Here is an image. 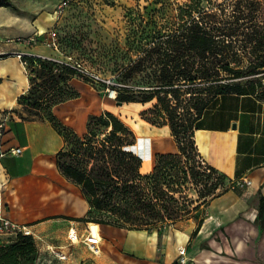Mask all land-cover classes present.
I'll return each instance as SVG.
<instances>
[{"label": "trees", "instance_id": "1", "mask_svg": "<svg viewBox=\"0 0 264 264\" xmlns=\"http://www.w3.org/2000/svg\"><path fill=\"white\" fill-rule=\"evenodd\" d=\"M0 7L17 10L12 0H0ZM226 30L218 23H215L212 30H207L201 21H195L170 35L164 43L168 45L166 49L155 45L147 50L143 58L128 71L129 76L141 72L145 60L153 59L155 55L163 64L157 70L155 82L141 91L134 90L123 81L115 80V85L108 87L104 83H94L87 79L101 86L104 91L108 88L114 90L116 102L148 106L141 112V117L150 124L170 127L179 153L159 154L154 170L149 174L141 172L142 159L130 150L137 143L135 133L114 114L106 112L100 116H91L84 136H78L54 115L55 106L79 96L70 83L74 76H79L75 70L66 68L59 71L57 62L51 59L23 57L28 62L27 69L32 67L33 75L28 91L18 98V104L23 108L17 111L19 118L34 122L43 118L47 111L51 125L64 139L63 148L68 144L66 136L71 135L77 140L85 158L94 162L90 168L78 163H66L63 161V148L56 155L60 174L81 190L90 207L86 217L74 220L127 230L152 231L159 228L160 231L162 227H170L189 217L192 212L198 213L210 199L230 190L226 188L216 194L220 184L228 179L206 161L202 165L200 159L203 158L197 150L194 130L197 121L218 95L256 94L264 100V93L260 94L258 90V86H261L264 92V78L246 84L241 82L250 77L264 76V38L256 42L259 45L253 52L255 61L242 66L232 63L238 51L223 40L231 36ZM61 83L66 84L68 89H62L61 93L53 96L46 95ZM188 94L192 96L184 100ZM169 97L178 103L173 106ZM181 102L185 104L184 113L178 109ZM96 126L104 130L102 139H98ZM169 167L176 168V173ZM180 174L190 176L194 184L205 188L199 191L196 204L193 199H189L193 205L191 209L180 200L179 195L183 191L176 189V185L170 182L172 177ZM213 174L219 175V178L209 186ZM263 206L264 198L261 197V209ZM93 210L105 214L106 219H92L90 214ZM201 215L194 216L198 223L192 237L197 235L204 222V216ZM12 237L10 242L0 243V264H38L39 250L35 238L22 232Z\"/></svg>", "mask_w": 264, "mask_h": 264}, {"label": "crops", "instance_id": "2", "mask_svg": "<svg viewBox=\"0 0 264 264\" xmlns=\"http://www.w3.org/2000/svg\"><path fill=\"white\" fill-rule=\"evenodd\" d=\"M12 53L52 58V52L47 49L30 51L21 47L18 50L4 51L0 48V110L3 101L11 104V108L18 106V98L29 89V81L25 75L27 69L22 60ZM5 62H10L11 66H6ZM84 79L74 76L70 81L79 93L77 98L53 108L54 115L78 136L87 133L91 116H100L106 112L117 116L109 110L92 109L93 101L102 99V91L95 89ZM124 104L141 105L143 110L148 107L139 103H123L118 106ZM7 115L10 120L2 148L24 149L21 156L7 155L0 158V199L9 205V217L16 223L27 225L34 237L43 241L44 238L53 240V232L58 229L61 230L59 239H68L67 231L69 233L71 227L76 228L78 237L89 236L94 224L74 220L86 217L90 210L81 190L73 184L80 194L77 197L71 196L61 193V187L50 182L52 178L61 183L68 181L60 174L56 160L57 153L64 146V139L47 122L22 121L14 112ZM141 120L144 125L157 130L167 129L172 138L166 147L163 146L164 143L157 145L153 143V137L138 138L136 132L122 120L137 137V143L130 150L142 159L141 172L149 174L153 172L159 154H178L179 150L169 126L157 127L142 117ZM194 140L201 157L210 167L224 174L230 183L241 185L248 180L251 184L244 192L230 189L202 206L204 222L195 237H192L196 228L193 219L178 221L170 226L181 247L187 242L191 244L188 249L185 246L189 264H264V206L261 209V197L264 198V100L256 94L230 93L216 96L197 121ZM52 153L55 158L53 161L49 158ZM41 192L47 193L51 201L69 196L73 207L67 211H37L35 216L26 218L25 213L29 210L26 204L38 198ZM98 226L99 236L101 234L103 241V245L99 243L100 253L102 247L110 249L124 246L131 253L142 252V257L134 254L136 260L141 261L140 264H154L147 262L152 257L155 238L149 236L147 230ZM73 245L69 243L67 251L58 252L66 255L67 259ZM37 247L38 261L43 264L46 256L38 243Z\"/></svg>", "mask_w": 264, "mask_h": 264}, {"label": "rangeland", "instance_id": "3", "mask_svg": "<svg viewBox=\"0 0 264 264\" xmlns=\"http://www.w3.org/2000/svg\"><path fill=\"white\" fill-rule=\"evenodd\" d=\"M12 1L17 10L11 7H0V48L2 50H18L21 47L22 49H30V51L47 49L52 52L50 57H54V59L66 61L72 58L102 77L114 82L115 80L123 81L136 91L146 89L147 86L155 82L157 70L162 66L163 61L155 55L153 59L145 60L141 72L129 76L128 71L132 66L143 58L147 50L155 47V45L166 49L168 45L164 43L170 35L178 33L179 30L186 28L195 21H201L207 30H212L215 23L224 26L227 29V34L230 33L231 36L224 37L223 40L230 43L232 48L238 51V56L232 60V63L242 66H247L255 61L253 52L259 45L256 42L264 38V0H72L62 9H59V5L63 0ZM208 15H214V17ZM29 38L34 40L24 43ZM5 63L6 66H11L10 62ZM58 66L59 71L70 68L64 65ZM25 75L30 87V78L33 75L32 67L27 69ZM262 78L264 76L259 75L244 79L241 82L246 84L248 81H256ZM84 80L87 81V79ZM262 83L264 84V79H262ZM91 85L95 89H100L103 96L100 101H93L92 109L94 111L105 109L115 113L136 132L138 138L153 137V143H157V145L164 143V147L167 146L168 142L171 143L172 138L167 129L157 130L150 125H144L140 117V112L143 110L141 105L124 104L118 106L115 98H112L107 90L104 91L98 84L91 83ZM62 89L66 90L68 86L61 83L46 95H56L61 93ZM258 90L260 94L264 93L261 86H258ZM191 96L192 94H188L184 100ZM169 99H171L173 106L178 103L171 97ZM1 106L3 107L0 110V117L10 112H14L18 116L17 111L23 109L19 104L11 108V104H7L5 101L1 103ZM178 109L184 113L185 104L181 102ZM47 113L45 111L44 117L34 122L51 124ZM95 130L99 135L98 139H102V132L104 131L102 127L96 126ZM66 137L68 144L63 148V161L86 165L90 168L94 162L85 158L77 140L71 135ZM49 156L50 160L55 159L53 153ZM169 168L174 171L173 173H176V168ZM187 170L191 174L190 170ZM217 178L219 175L213 174L209 180V186L216 183ZM50 182L61 187V193L75 197L80 194L79 190L69 181L61 183L56 178H52ZM170 182L176 185V189L183 191L179 195L180 200L190 209L193 205L189 203V199H193L196 204L199 201V191L205 190L203 185L197 186L194 184L193 178L183 174L172 177ZM247 187L234 185L228 180H224L216 194L222 193L226 188L244 192ZM26 205L29 209L25 213L26 218L35 216L34 213L37 211L53 212L61 209L67 211L73 207L69 201V196L51 201L49 195L47 193L42 194V192L38 198ZM8 206L0 199V207L7 217H9L8 212L10 210ZM201 214L203 215L202 210L198 213L192 212L189 217H185L183 220L193 219L196 227L198 219L194 216ZM90 217L104 221L107 216L93 210ZM60 231L58 229L53 232V240L44 238V241L32 234L36 244L41 246L42 253L46 256V261L43 264H140L141 261H137L135 257L144 256L141 251H138V254L131 253L124 246L110 249L102 247L101 253L96 255L90 250L86 235L83 238L79 237V242L70 247L68 258L61 260L56 254L60 253L58 251H63V253L67 251L66 246L71 242L68 240L69 238L59 239ZM68 234L67 231V236ZM148 234L155 238L152 257L147 262L184 264L181 262L179 253L181 243L170 227H162L160 231L159 228H154L152 231H148ZM12 236L11 234L1 235V243L10 242L13 239ZM100 244L103 245V241ZM190 245L189 242L185 243L187 249ZM109 254L110 256H108ZM186 259V264H189L187 252ZM38 264L42 263L38 261Z\"/></svg>", "mask_w": 264, "mask_h": 264}, {"label": "built area", "instance_id": "4", "mask_svg": "<svg viewBox=\"0 0 264 264\" xmlns=\"http://www.w3.org/2000/svg\"><path fill=\"white\" fill-rule=\"evenodd\" d=\"M70 1H72V0H63L61 2V4L59 5V9H62L63 7L67 6ZM33 40H34L33 38H29L26 41H24V43L25 42L28 43V42H31ZM55 48H57L56 45H55ZM12 55H16L19 59H21L23 66L27 69L28 62L23 59V57L26 55L20 54V53H12ZM49 59H51V58H49ZM51 60L57 62L58 65H64V66L70 67L71 69L75 70L80 77L88 79L94 83H104L108 87L115 85L114 81H112L110 79H106V78L102 77L100 74H97V73L87 69L82 64L74 61L72 58H69L66 61L57 60V59H51ZM107 91L109 92L110 96H114L112 98H116V92L114 90L108 88ZM8 123H9V116L8 115L0 117V158H3L7 155H12V156L18 157V156H21L24 152V149L21 147L10 148V149H6V150H4L2 148V142H3V139L5 137V133H6ZM200 161H201L202 165H205L204 159H200ZM250 184H251L250 181L245 180V181H243V183H241L240 186H249ZM18 232H22L25 235H32L33 234L32 230L28 226L16 223L11 218L5 216L2 212L1 207H0V236L4 235V234L15 235ZM68 236H69V240L72 244H75L79 241L78 233H77V230L75 227H71L69 229ZM75 239L77 240V242H75ZM86 240H87V244H88L90 250L96 255L99 254L100 253L99 243L101 240L95 238L94 235H92L91 231H90V234ZM179 253L181 256V262L186 264V262H187L186 261L187 260L186 259V248L181 247L179 249ZM57 256L61 260L66 259V255H64L62 253H58Z\"/></svg>", "mask_w": 264, "mask_h": 264}, {"label": "bare ground", "instance_id": "5", "mask_svg": "<svg viewBox=\"0 0 264 264\" xmlns=\"http://www.w3.org/2000/svg\"><path fill=\"white\" fill-rule=\"evenodd\" d=\"M111 97H114V96H111ZM92 232H93L92 235H94L95 238L101 240V238H100V236H99V226H98L97 224H94V225H93Z\"/></svg>", "mask_w": 264, "mask_h": 264}, {"label": "water", "instance_id": "6", "mask_svg": "<svg viewBox=\"0 0 264 264\" xmlns=\"http://www.w3.org/2000/svg\"><path fill=\"white\" fill-rule=\"evenodd\" d=\"M123 103L119 102L118 105H122Z\"/></svg>", "mask_w": 264, "mask_h": 264}]
</instances>
